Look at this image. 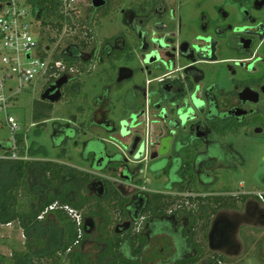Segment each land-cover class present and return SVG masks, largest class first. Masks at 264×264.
Masks as SVG:
<instances>
[{
  "label": "flooded vegetation",
  "instance_id": "af4514ba",
  "mask_svg": "<svg viewBox=\"0 0 264 264\" xmlns=\"http://www.w3.org/2000/svg\"><path fill=\"white\" fill-rule=\"evenodd\" d=\"M104 1L95 7L92 0V25L114 14L121 29L91 44L86 55L94 61L92 72L97 64H108L111 72L92 98L88 122L70 124L83 135L100 126L108 138L92 137L104 144L88 149L83 140L92 138H78L79 133L72 138L68 121L54 120L47 132L52 145L60 148L61 157L71 146L89 166L84 171L94 175L87 186L90 196L103 200L108 216L117 213L113 229L111 216L104 229L108 246L109 240L122 239V254L133 255L132 242L138 247L144 240L134 258L141 264H176L179 256L196 259L189 264L206 259L223 264L224 256L242 253L239 234L244 226L264 228V191L218 186L221 174H240L257 152L254 148H264V0ZM194 94L202 102L197 119L186 127L179 124L169 152L162 155L157 121L170 136L165 128L174 118V101L186 98L191 103ZM166 113L167 121L162 117ZM124 119L131 124L125 135ZM31 151L36 156L28 145L25 161L34 162L29 174H43L36 170L42 162L62 163L47 151L42 160L31 158ZM143 174L160 180V188L143 187ZM94 180L104 182L102 195L99 183L91 185ZM228 197L231 205L224 206ZM45 201L40 197L39 203ZM91 218L83 217L87 235L105 224L102 217L100 225L97 217ZM217 221L218 235L210 241ZM201 222L206 245L197 239ZM156 236L166 240L167 254L161 255L163 248L154 244ZM231 238L234 246L229 245Z\"/></svg>",
  "mask_w": 264,
  "mask_h": 264
},
{
  "label": "trees",
  "instance_id": "16d2710c",
  "mask_svg": "<svg viewBox=\"0 0 264 264\" xmlns=\"http://www.w3.org/2000/svg\"><path fill=\"white\" fill-rule=\"evenodd\" d=\"M28 1L37 12L42 35L47 34L46 28L56 29L58 33H61L65 25L68 27L74 25L73 16L70 14V11L74 10H66L65 0ZM84 20L81 21V24L87 27V39L93 40H81L78 44H71L67 50L58 52L60 53L59 59H62L67 66L68 72L65 74L69 75L70 84L80 75H88L92 72L94 61L87 59L86 52L90 50L91 44L99 43L91 20ZM46 37L50 43L56 42V38L50 35ZM39 44L42 45L41 42ZM78 54H83V58ZM72 68L75 69L74 72L70 71ZM54 82L55 80L49 85ZM40 117L41 114H35L36 119ZM76 119L74 115L72 119L68 120V123L73 124ZM45 123L47 122L40 125L44 126ZM83 124L84 122L81 123V125ZM67 128L69 129L68 134L72 138L77 137V133H80L77 126L70 124ZM23 139L22 134L17 135L18 144H23ZM83 141L88 149H93L94 144L102 148L104 144L97 138ZM20 147L24 154L25 147ZM0 149L6 151L5 156L9 155L13 149L12 141L0 140ZM62 153L65 154V152ZM33 163V161L0 158V225L16 219L22 220L28 239L25 250L14 248L10 257L0 255L1 264H141L134 258L141 252L144 240L138 247H136L135 241L132 242L133 255L122 254V239L109 240V246L107 245L108 239L105 238V234L107 235L108 232H105L104 229L108 228V209L103 200L88 194L87 186L93 180V174L59 162H42L36 167V170L42 171L43 174H29ZM49 189H54V191L51 192ZM41 190H43L42 194H40ZM112 191L117 196L119 195L115 188ZM40 197L43 200L46 198L44 204L39 203ZM228 198L230 202L223 203L224 206L231 205V197ZM56 201L60 204L70 205L77 210L88 208L94 202L89 214L104 218L105 224L101 226L102 233L96 238V242H99L96 244L99 246L95 245L97 251L92 256L84 251V242L89 239V235L85 233L83 226V233L80 235L76 222L67 212L56 209L40 217L45 209ZM49 215H52V218ZM30 230H32V234ZM125 247L129 252L130 245L127 244ZM109 256H112V259L107 263L106 260ZM179 257L176 264H189L196 261V259Z\"/></svg>",
  "mask_w": 264,
  "mask_h": 264
},
{
  "label": "rangeland",
  "instance_id": "374dc122",
  "mask_svg": "<svg viewBox=\"0 0 264 264\" xmlns=\"http://www.w3.org/2000/svg\"><path fill=\"white\" fill-rule=\"evenodd\" d=\"M92 0H75L69 7L71 16H73V26L68 27L64 26V29L61 33H58L56 29L46 28L47 36L56 38V42L50 43L45 35H42L38 28L34 29V37L42 41L44 44H51L52 48H56L57 52H62L67 50L71 44H78L81 40L87 39V27L81 24V21L90 20L88 18L89 8L91 6ZM65 12H67L65 10ZM115 16L108 15L102 17L99 20V23L93 26L97 40L102 43L106 38H110L121 29L115 20ZM84 20V21H85ZM38 23V19L36 20ZM89 51V50H88ZM111 68L108 64H97L93 72L88 75H80L76 80L72 81L71 86L65 85L63 87V98L56 103H51L49 101H44L41 99L42 92L44 91V86L46 85L45 79H37L31 85L26 86L21 90L14 100L12 107L11 115L16 118V120L23 126V129L27 135V144L29 147H32L36 153V156L32 155L30 157L42 160L46 154L44 151H47L49 156L57 161H60L66 165L73 166L81 170L89 169V166L84 162L81 157L71 148L68 144L66 146L65 156H59L60 148H54L50 137L48 135V126L55 121H68L72 117L76 116L75 124L78 125L80 122H88L89 115V105L92 102V98L101 93V88L106 82V77L110 74ZM76 92V93H74ZM74 93V94H72ZM119 102H116V106H119ZM41 114L39 119L35 118V114ZM44 122L45 125H40ZM40 125V126H39ZM108 138L105 131L100 126L93 127L87 134L83 135L79 133L78 138ZM0 140L8 141L11 140V132L8 125L5 123V117L0 113ZM97 146L93 145V149ZM253 152L249 157V163L242 167L240 174H221V179L218 183V186H227L232 189H238L245 191L247 193H255L259 191H264L263 180H261L264 174H259V172L264 170V148L258 149L255 147ZM259 150V151H258ZM4 150L0 149V156L5 155ZM100 176L101 174H96ZM143 187L150 188L153 191L159 189L161 186L160 180L152 177L150 174L142 175ZM244 185V188L241 186ZM53 192L54 189H49ZM89 194V193H88ZM95 197V196H93ZM187 202V200H186ZM94 202L88 207L82 210H79L78 213L82 217H92L89 214L90 209L92 208ZM190 206V204H188ZM52 218V215H49ZM110 219V229L112 230L117 220V213L111 212L109 215ZM96 219V224L99 223L98 217ZM98 225V226H99ZM101 227L96 229L93 233L89 235L84 243V251L93 255L97 250L95 248L96 240L95 237L102 233ZM197 239L206 245L203 235L205 234L204 222H201L198 231ZM32 234V230H30ZM239 239L243 246V251L239 256L236 257H226L222 261L223 264H264V228L255 227V226H244L242 231L239 234ZM28 239L25 235V228L22 220L16 219L12 222L1 224L0 225V255L10 257L13 253L14 248L20 250H25L27 248ZM154 244L157 247L163 248L160 252L161 255L167 254L168 245L165 239L162 237L156 236ZM104 246V245H103ZM207 250V246L205 251ZM209 256L207 253L206 257ZM65 257L63 256V260ZM207 260V261H206ZM200 264H209L208 259ZM1 264V263H0ZM65 264V263H64Z\"/></svg>",
  "mask_w": 264,
  "mask_h": 264
},
{
  "label": "built area",
  "instance_id": "2783aa9c",
  "mask_svg": "<svg viewBox=\"0 0 264 264\" xmlns=\"http://www.w3.org/2000/svg\"><path fill=\"white\" fill-rule=\"evenodd\" d=\"M75 0H65L66 10ZM37 12L28 0H0V113L11 132L13 149L5 158L25 160L28 150L27 135L23 126L11 115L14 100L23 88L37 79H45L46 85L67 73V66L60 53L51 44H44L34 37V29L40 24ZM42 34V33H41ZM42 43L40 46L39 43ZM75 69H70L74 72ZM68 75V74H66ZM69 76V75H68ZM22 134L23 144H18L17 135ZM20 146L25 147V155ZM62 209L76 222L80 235L83 232V217L79 210L54 202L40 217L50 211Z\"/></svg>",
  "mask_w": 264,
  "mask_h": 264
},
{
  "label": "water",
  "instance_id": "95a60500",
  "mask_svg": "<svg viewBox=\"0 0 264 264\" xmlns=\"http://www.w3.org/2000/svg\"><path fill=\"white\" fill-rule=\"evenodd\" d=\"M104 3H105L104 0H93V5L95 7H101L102 5H104ZM69 81H70L69 76L66 74L63 75L61 78L56 80L54 83L48 85L44 89V91L42 92V95H41V99L44 101H49L51 103L59 102L63 98L62 88L65 85H67L69 83ZM201 104H202L201 100L195 94L192 97L191 103L186 98L174 101V103H173V107H174V116L173 117L174 118H172V120H168L167 128H165L166 133H169L170 136L165 134V132L162 130L163 129L162 123L157 121L156 125L159 124L158 126L161 129V131L158 133V138H159V141L161 142V148H163V150L161 151L162 155L167 154L169 152V148H170L171 142L173 140V137L177 133V131H176L177 128L180 127V125H183V127H186L189 123L195 122V120L197 119L196 109L199 108V106H201ZM137 117L138 116L133 117L134 121H132L131 124H134ZM162 117L164 118V120L167 121L168 114L166 113ZM131 124L126 119L121 121V125H122V127H124V129L121 132L123 135H125L127 133V130L125 129V127H129ZM170 129H172V130H170ZM111 138L116 140V137H114V136ZM98 183L101 185L99 195H102L104 192V189H105L103 181L94 180L91 183V185H96ZM91 223H92V219L86 220V225H90ZM218 224H219V221H217L212 227V231L210 233V241L218 235V231H219ZM229 245L234 246V238L230 239ZM212 249H219V248H215L214 246H212Z\"/></svg>",
  "mask_w": 264,
  "mask_h": 264
},
{
  "label": "crops",
  "instance_id": "0c3cea01",
  "mask_svg": "<svg viewBox=\"0 0 264 264\" xmlns=\"http://www.w3.org/2000/svg\"><path fill=\"white\" fill-rule=\"evenodd\" d=\"M2 150H3V149H2ZM24 155H25V152H24ZM4 156H5V155H2V156H0V158H1V157H4Z\"/></svg>",
  "mask_w": 264,
  "mask_h": 264
}]
</instances>
